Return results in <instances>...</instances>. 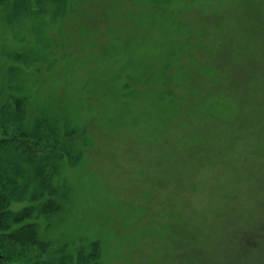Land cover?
<instances>
[{
	"label": "rangeland",
	"instance_id": "rangeland-1",
	"mask_svg": "<svg viewBox=\"0 0 264 264\" xmlns=\"http://www.w3.org/2000/svg\"><path fill=\"white\" fill-rule=\"evenodd\" d=\"M0 264H264V0H0Z\"/></svg>",
	"mask_w": 264,
	"mask_h": 264
},
{
	"label": "flooded vegetation",
	"instance_id": "flooded-vegetation-1",
	"mask_svg": "<svg viewBox=\"0 0 264 264\" xmlns=\"http://www.w3.org/2000/svg\"><path fill=\"white\" fill-rule=\"evenodd\" d=\"M1 260V259H0Z\"/></svg>",
	"mask_w": 264,
	"mask_h": 264
}]
</instances>
